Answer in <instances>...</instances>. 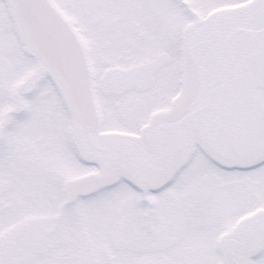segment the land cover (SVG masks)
Masks as SVG:
<instances>
[{
	"label": "snow or ice",
	"instance_id": "6c2138e0",
	"mask_svg": "<svg viewBox=\"0 0 264 264\" xmlns=\"http://www.w3.org/2000/svg\"><path fill=\"white\" fill-rule=\"evenodd\" d=\"M0 264H264V0H0Z\"/></svg>",
	"mask_w": 264,
	"mask_h": 264
}]
</instances>
